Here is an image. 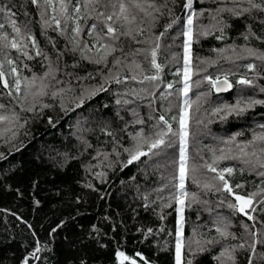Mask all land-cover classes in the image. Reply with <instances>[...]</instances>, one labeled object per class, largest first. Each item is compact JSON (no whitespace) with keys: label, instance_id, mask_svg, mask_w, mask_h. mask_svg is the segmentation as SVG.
I'll list each match as a JSON object with an SVG mask.
<instances>
[{"label":"trees","instance_id":"obj_1","mask_svg":"<svg viewBox=\"0 0 264 264\" xmlns=\"http://www.w3.org/2000/svg\"><path fill=\"white\" fill-rule=\"evenodd\" d=\"M123 2L128 20L114 17L108 23L118 35L131 34L117 40L105 35L101 43L116 51L98 64L93 61L103 50L97 53L95 34L88 33L93 24L97 33L107 29L84 0H70L72 19L67 21L60 0H53L52 7L43 0L39 7L31 0H0V35L21 44L17 50L0 41V71L8 84L3 87L0 79V115L8 117L0 121V264H174L179 136L158 155L128 161L133 138L141 131L151 135L161 115L179 131L172 117L179 118L185 99L191 107L181 264H264V168L257 164L264 161V140L258 139L264 137V11L251 9L240 16L218 11L250 8L247 0H193L190 9L184 7L187 0H138L146 15L132 0ZM111 3L116 7L99 4L96 11L118 13L121 0ZM74 7H80L82 18ZM190 14L191 79L185 97L177 90L183 88ZM53 16L60 27L45 28L44 19L51 22ZM77 20L82 32L74 50ZM222 25L223 33L218 30ZM205 30L210 34H202ZM28 37L35 39V47ZM154 42L159 43V73L151 66ZM137 49L140 54L133 55ZM115 58L122 63L115 65ZM50 66L53 75L44 78ZM153 75L159 79H144ZM225 78L232 87L217 95L212 81ZM242 78L252 83L239 84ZM169 83L173 88H167ZM251 101L262 103L247 107ZM236 105L244 110L227 111ZM161 127L166 126L161 122ZM221 155L225 158L214 164L217 172L204 166ZM227 168L233 171L224 176L235 194H256L246 209L252 220L229 207L237 203L235 196L217 178ZM218 227L230 235L221 236Z\"/></svg>","mask_w":264,"mask_h":264},{"label":"snow or ice","instance_id":"obj_2","mask_svg":"<svg viewBox=\"0 0 264 264\" xmlns=\"http://www.w3.org/2000/svg\"><path fill=\"white\" fill-rule=\"evenodd\" d=\"M31 3L35 4L39 7L41 0H31ZM43 3L47 7L53 6V0H43ZM68 3H70V0H68V2H66V0H60V11H61V14H63L65 16V21H67L68 19H72V17L67 14L68 13ZM192 3H193V0H187L184 7L190 9L192 7ZM247 3L250 5V8H245V9H242L239 11H237L234 8L233 9H220L218 11H228L234 16H240L244 12L251 11V9H257V10L264 11V3H255V0H247ZM99 4H103L105 7H108L109 5L113 8L116 7V5L111 3V0H84V7L86 9L90 8L91 11L96 12L95 19L100 20V22L103 23L107 29L106 33H104V34L97 33L96 32V25L93 24L91 26V30L88 33L89 36H92L93 34H95L96 44L99 45V47L97 48V53H100L101 49L103 50V53L99 55V58L95 59L93 61V62L98 63V64L99 63H107L108 56L112 55L116 51L114 46H112L110 44L101 43V41L104 39L105 35L110 37L113 40H117V39H119V35H130L131 34L130 32H123V33H119V35H118V29L113 27V25L111 23H108L109 21H113L114 17L116 18L117 21H119L121 19H123L125 21L128 20L129 9H128V6L123 2V0H121V3L119 4V12L118 13L113 11L111 14H107L106 12L96 11L95 5H99ZM132 6L140 9V11L145 12L146 15H150V13L147 12V10L144 8V6L141 3L138 2V0H132ZM148 8H155V5L149 4ZM53 10H55V9H53ZM2 11H4V9L0 8V12H2ZM73 11L78 15V19L82 18V17H79V13L81 11L80 7H74ZM156 11H159V9H156ZM42 19H43V17H42ZM132 19L134 20L135 16H133ZM11 23H12L13 31L17 34V36H19L20 35V28L16 27L14 20L11 21ZM53 23L55 24V26L57 28L60 27L61 22L55 16H53L51 18V22L48 19H44L43 26L45 28L51 27ZM173 23H175V20L173 21ZM217 24H220V22L217 21ZM192 25H193V15L190 14L188 16V19L186 22L187 31L184 33V35L187 37V40L185 41V45H184L185 55H184V68H183V88L177 90V91L182 92V94L185 97H187L188 91L190 90V84H189V80L191 79L190 46H191L192 31H193ZM167 27H171V24H169ZM224 27H226V25L220 26L218 28V30L221 33H223ZM0 28H3L2 24H0ZM73 32L75 34L73 37V45H74V50H75V48L79 47V43H80L79 40L76 38L79 37L81 35V32H82V28H81L80 24L78 23V20H77L76 26L73 28ZM61 34H63V32ZM202 34L208 35L210 33L207 30H205ZM160 35L163 36L164 34L161 33ZM218 38H223V36L221 35ZM245 38H247V37H245ZM28 39L31 40L33 46L35 47V39L32 37H28ZM159 39H160V37H156L157 41ZM0 41L7 42L6 45H4V46H10L11 48L17 49V50H20V48H21V44L16 39L9 40L7 34L0 35ZM96 44H94L93 47H96ZM84 48L87 49L88 51H91V48H88L87 45H84ZM158 49H159V43L154 42V46L151 48V52H150L151 66L156 70L157 73H159L161 71V65L158 64L156 61ZM140 51L141 50L137 49L136 53H134L133 55L140 54ZM247 52L249 55H256V53L252 49H247ZM37 55H41L39 50H37ZM29 58H31V57H29ZM260 58L264 59V57H260ZM121 63H122V61L119 58L114 59L115 65H120ZM132 65H134V67L136 69L141 68V65L139 63H136L135 60L132 61ZM129 67L131 70V66H129ZM252 67H253V65H249V68H252ZM12 71L15 72L16 69L13 68ZM3 75H4V73L2 71H0V77H3ZM52 75H53V71L51 70V66H50V71L46 72L44 74V78H47L48 76H52ZM177 75H180V73L178 72ZM132 78L135 79L136 77L133 76ZM35 79L36 78L34 77L30 83H34ZM144 79L156 81L159 79V76L158 75L145 76ZM117 82H119V80H117ZM238 83L239 84H251L252 81L242 78L238 81ZM212 84H213V87H216V89L218 91L226 90V88L232 87V85L228 83L227 78H225L222 82L219 80L212 81ZM4 86L8 87L7 81H4ZM16 88H17V91H19V88H20V81L19 80L16 81ZM167 88H169V89L173 88V84L169 83L167 85ZM41 94H43V93H41ZM54 95H55V93H54ZM258 103H262V102L261 101H251L247 105V107H251L252 105L258 104ZM2 107H3V105H0V108H2ZM190 107H191V104H190L189 100L185 99L184 100V109H183L181 115L179 116V118L172 117L173 120L178 119V123L180 126L178 132H174L172 129V124L169 123V121L166 120L163 115H161L158 119L157 124L154 125V128L156 130L151 135L146 136L143 133V131L138 133V135L133 138L136 143L134 145V150L130 152L131 159L128 161V163H132V161L139 159L141 156H148L149 154H151L153 156L158 155L159 151L162 150V147H170L173 143L171 138L178 135L179 136V143H180L179 190L178 191H179L180 196H187V193L184 191V181H185V177L187 174L186 145H187V138L189 135V133H188V122H187V116H188L187 110ZM243 110L244 109L240 108L239 105H236L234 107L227 109L228 112L243 111ZM218 111H221V110H218ZM7 119H8L7 116L0 115V121H5ZM161 122L166 127H161ZM141 123H142V121H141ZM258 139L264 140V137H258ZM145 146L147 147V151L143 150ZM125 151H129V150L125 149ZM224 158L225 157L223 155L218 156L213 161V163L205 164L204 166L207 167L212 172H217V168L214 166V164L217 160H222ZM257 164L259 165V167L264 168V161L257 160ZM225 171L227 173L231 174L233 170L231 168L224 169L218 173L217 178L223 182V186H222L223 190L230 193V194H233L235 196V201L237 203L229 204V207L236 209L240 213L248 215L246 212V209L252 207V205H253V198L252 197L256 194H252L248 197L235 194L233 192L232 186H230L229 182L225 179V176H224ZM260 175L264 176V172H261ZM205 187H207V185ZM236 187L239 188V187H242V185H236ZM176 198L179 199L178 196ZM179 202H180V204H183L184 200H179ZM248 219L252 220L253 217L251 215H248ZM149 231H151V230H149ZM216 231L219 232L220 235L224 236V237H227L228 235H230V233H228L226 230H222L219 227L216 229ZM214 242L215 241H205V243H214ZM262 242H264V241H262ZM180 247H181V245L178 241V243H177V256H176L177 264H181ZM240 247H243V245H240ZM252 247L254 249V245ZM39 250L40 249L38 248L37 251H39ZM117 256L121 257L124 260L128 259L121 252H118ZM229 259H233L231 254H229ZM25 264H27V261H25ZM132 264H136V262L133 260ZM249 264H251V260L249 261Z\"/></svg>","mask_w":264,"mask_h":264},{"label":"rangeland","instance_id":"obj_3","mask_svg":"<svg viewBox=\"0 0 264 264\" xmlns=\"http://www.w3.org/2000/svg\"><path fill=\"white\" fill-rule=\"evenodd\" d=\"M184 39L185 41L187 40V37L184 35ZM184 68V66H183ZM182 81H183V76H182ZM183 109H184V102H183ZM182 109V111H183ZM181 111V113H182ZM178 177H179V170H178ZM179 197V199H177V204H178V208H177V230H176V238H177V243L179 241L180 245H181V233H182V209H181V205L179 200H183V196L177 195ZM212 219V218H211ZM177 243L175 246V251H174V264H177L176 262V256H177ZM181 249V247H180Z\"/></svg>","mask_w":264,"mask_h":264},{"label":"water","instance_id":"obj_4","mask_svg":"<svg viewBox=\"0 0 264 264\" xmlns=\"http://www.w3.org/2000/svg\"><path fill=\"white\" fill-rule=\"evenodd\" d=\"M0 79H1V82H2V85H3V87H5L4 86V77H0ZM224 79H219V81H223ZM217 81V80H216ZM229 83V82H228ZM230 84V83H229ZM212 87H213V84H212ZM213 91L217 94V95H223V94H226V93H228L229 91H230V88H226V90H220V91H218L217 89H216V87H213ZM242 215H244L243 213H242Z\"/></svg>","mask_w":264,"mask_h":264}]
</instances>
